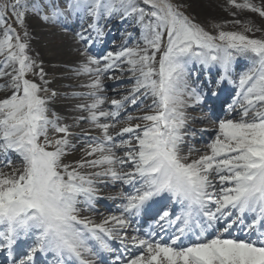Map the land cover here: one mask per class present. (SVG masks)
<instances>
[{
    "label": "snow or ice",
    "instance_id": "obj_1",
    "mask_svg": "<svg viewBox=\"0 0 264 264\" xmlns=\"http://www.w3.org/2000/svg\"><path fill=\"white\" fill-rule=\"evenodd\" d=\"M228 2L264 18V7L250 0ZM181 7L172 0L0 2V91L9 93L0 98V252L8 264H41L39 257L43 264H264V37L245 34L253 32L248 25L212 34ZM28 12L72 31L83 60L71 70L94 77L82 85L88 92L70 95L91 99L75 106L87 113L75 122L102 135L79 137L84 155L72 164L64 157L77 148L75 134L49 107L57 93L48 88L43 61L28 55L29 43L9 21L23 29ZM114 24L124 44L90 54ZM241 59L246 66L238 68ZM114 70L126 71L132 87L103 110L102 79ZM226 86L234 96L222 104L232 118L217 117L205 154L190 159L199 150L189 148L182 155L186 138L196 135L187 109L219 98ZM148 100L150 114H129V105ZM50 131L62 135L50 138ZM13 155L22 167H13ZM109 181L131 190L100 196ZM104 199L120 200L118 214L99 223L81 216ZM169 202L178 210L167 209ZM149 215L155 230L145 238L129 233Z\"/></svg>",
    "mask_w": 264,
    "mask_h": 264
},
{
    "label": "rangeland",
    "instance_id": "obj_2",
    "mask_svg": "<svg viewBox=\"0 0 264 264\" xmlns=\"http://www.w3.org/2000/svg\"><path fill=\"white\" fill-rule=\"evenodd\" d=\"M0 2H2V0H0ZM172 2L174 4H178V5H183V7H181V11H183L185 13V15H188L189 17L193 18L197 23H199L201 26H203L205 28L206 31H209L212 34H216L218 31L223 30V31H244V25H248L250 27L253 28V32H248L245 33L249 36H252L254 38H261L264 37V18L262 17H257L259 15H255L256 20L258 23H255L257 26H254L253 21H252V13H248V11H244V13H241V11H238L236 9H234L231 6H223L221 8H217L216 12L213 14H209V13H205L204 11H196V9L194 8V5L192 3H190L188 0H172ZM47 9H45V13H47ZM9 21L12 24V27L16 29L17 32H19L18 30L22 28L19 27V25L16 23V21L11 18L9 16ZM234 21H240L239 24L234 23ZM32 26V24L36 25V30H38L41 35H42V40L44 42H51V41H55L57 43L60 42H64L66 45V48L70 51H75L77 52L78 50H82L83 48L80 47V44L77 43L75 37L72 35V33H69L72 38L71 40H67L66 35L67 33H64L57 25L55 24H51V23H45L43 22L39 16L35 13L29 12L26 14V19H25V27L22 29V31H25L26 28H28V26H30L29 24ZM216 25H220L219 28L216 27ZM260 29V31H255V29ZM20 34V33H19ZM120 34V32H119ZM21 35V34H20ZM21 38L23 40L24 36L21 35ZM121 40H123L124 38L120 37L119 38ZM45 44V43H44ZM131 43L128 44V46H130ZM47 44H45L44 46V50L46 51V53H49V50H46ZM79 53V51H78ZM244 61V60H241ZM59 62H61V60H56L54 63L55 65L59 64ZM246 66V63L243 64V67ZM123 67L126 69L127 67L125 65H123ZM241 67V68H243ZM70 72V70L68 68H65L63 71L59 72L58 74H56V76L62 75L63 73H68ZM113 75L112 77H114L113 79H103L102 83L105 84V89L102 93H100V95L106 97L105 99V103L107 104L106 106L103 105V110H111L110 109V104H111V100L113 99H120L124 95L128 94V91L131 89L132 87V82H131V77L130 75L125 71L123 74L119 71V70H114L112 71ZM53 77V74H46L45 78H51ZM90 76H75L73 78H70V80H67L66 84H57L55 89H50V90H55V92L57 94H64V92H67L68 94H71L73 92H88L89 90L87 88L78 89V86L76 85L78 82L83 81L85 79H88ZM29 79H33L35 80V82H37V79L35 78V76H32L31 74H29L28 76ZM0 83H3L2 80H0ZM117 90V91H116ZM43 95V94H42ZM65 98L62 99L63 102H65L64 100L67 101L68 106H70V108L72 109L69 110L66 109V114L65 115V120L62 119V122L66 120H71V122L74 121L75 117L78 115H87V113H81L78 111H75L73 109H75V106L78 104H82V103H91V99L87 98V97H72L71 95H68V97L64 96ZM52 103L57 104L58 101L56 99H54L52 101ZM66 103V102H65ZM151 100L148 102H145V104H141L136 108H133L131 105L128 106V111L129 114L133 115V116H139V115H143L147 113V108H146V104H150ZM150 114V113H147ZM51 115V112H50ZM59 115V114H58ZM103 121V120H102ZM60 122V123H62ZM106 122V121H103ZM143 123L141 121H133V123ZM63 124V123H62ZM87 124V122L81 121L78 123L79 127H81L82 125ZM125 126L123 123L118 124L117 125V129L115 131H117L120 127ZM191 126H195V124H192ZM197 127V126H196ZM210 127V126H209ZM208 127V129H210ZM70 131L73 132L75 135L70 138L71 142L74 144H77V148L75 150H70L69 154L67 156L64 157V163L68 162L67 160L70 157H73V153L75 155H77V159L80 160L81 156L84 155L83 151H81V148L83 147V143L81 142V140L79 139V137H81L84 133H87V135L89 136H101V134H98V132L96 131V129H88L87 130H77V127H73L70 128ZM115 134V133H113ZM206 134V133H205ZM204 134V136H206ZM58 135H62V134H55L54 132L50 131L49 132V137L53 138L55 136ZM215 133L214 131H210L209 136L206 138H204L203 141L199 142L197 144V148L199 151L196 153H200L203 152L205 149V146H207L208 143L211 142L212 139H214ZM127 138V137H125ZM79 141V142H74V140ZM134 143V142H133ZM201 146H204V148H202ZM51 150V149H49ZM184 153H187L186 151H182L181 154L184 155ZM118 155L123 156V152H118ZM68 157V158H66ZM74 159H71V162H73ZM128 168H125L124 170L127 171ZM94 171V169H90V168H86V172H91ZM8 172V171H7ZM117 185L115 186H108L105 185V188H103L104 191H108L110 193H108L109 196H112L113 192L117 189ZM112 201V200H111ZM97 206H99L100 208L102 207L101 205L97 204ZM102 210V209H100ZM111 214L113 213L112 211H108L106 214ZM100 215H106L105 213L101 212L99 213ZM117 214V213H115Z\"/></svg>",
    "mask_w": 264,
    "mask_h": 264
},
{
    "label": "bare ground",
    "instance_id": "obj_3",
    "mask_svg": "<svg viewBox=\"0 0 264 264\" xmlns=\"http://www.w3.org/2000/svg\"><path fill=\"white\" fill-rule=\"evenodd\" d=\"M188 1L194 5V8L196 9V11H204L205 13H209V14L215 13L217 8H221L223 6H231L229 4L228 0H188ZM237 2L238 3H242L243 0H237ZM250 2L256 4L259 7H264V0H250ZM233 8L238 10V11H241V13H244V11H246V12L248 11V13H252L253 14L252 15L253 24H254V26H257L255 23H258L257 22L258 19L256 20V18L260 17V16L255 17V15H258L257 13H253V12L247 10V9H237L235 7H233ZM118 25L119 24H114V26L112 27L111 33H116L118 28L121 30V25H119V27H118ZM36 27H37L36 25L32 24V26L30 25V26H28V28L25 29L28 32V36L27 37L24 36V31H22V29H21V31L19 29L18 33L23 35L24 36L23 40H25L26 42L29 43L28 55L31 56L33 59L37 60V62L43 61V67H44L45 73L46 74H53V77L45 78V79L50 81V83L48 84V88L49 89H51V88L55 89L57 84H61V85L66 84L67 80H70V78H73V77L77 76L75 74V72L72 71L71 69H73L75 67H78L79 63L83 60V57H81L79 55L78 51L75 52V51L68 50L66 48V45H65L64 42H60V43H57L55 41H51L49 43H48V41L44 42L42 40L41 33L38 30H36ZM129 30H132V29H129ZM62 31L64 33H67V34H65L66 37H67L66 39L67 40H69V39L71 40V37L69 36V33L67 31H65V30H62ZM115 36H117L118 38L122 37L121 33H120V35H116L115 34ZM44 43L47 44L46 50H49L50 51L49 53H46V51L44 50V46H45ZM114 43H118V45L115 48H113L110 45V47H112L111 49L107 50V48H106V50L100 52L99 54L102 55V54H105L108 51H113V52L118 51L120 46H121V43L117 42V41H115ZM107 45H109V44H107ZM131 46H133V43L130 44V47ZM94 48H95L94 45H92L90 53H92L94 55H97L98 51H97V53H94ZM104 48H105V46H104ZM56 60L57 61L61 60V62H59V64L55 65L54 62ZM125 66L127 67L126 64H125ZM65 68H68L70 70V72L63 73L62 75L56 76V74H58L59 72L63 71ZM112 75H113V73H112V71H110L109 73L106 74V76L103 79H105V78L107 79L108 76H112ZM81 76H83V75H81ZM35 78L37 79V83H40L39 77H35ZM92 79H94V77L90 76L88 79H85L83 81L78 82L76 84L78 86V89L81 88V89L84 90L85 87H82V85L89 83ZM204 79H205V77L201 76V81H203ZM204 82L207 84V80L204 81ZM0 84H2V83H0ZM7 94H9V93H7L5 91H0V98H3ZM68 95H70V94H68L67 92H64V94H61V95L57 94L55 99L58 101V103L54 104V103L51 102L50 105H49L51 110L55 111L57 114H59V116L63 117V120H65V115L64 114L67 113L66 109L69 108V110L72 111L70 106H68L67 101L64 100L66 103L62 101V99L65 98L64 96L68 97ZM120 95L123 96V93L120 94ZM226 97H227V95H226ZM229 97L232 100L233 94H230ZM148 101H150V100H148ZM148 101H146V102H148ZM229 102H231V101H229ZM106 105L107 104L105 103L104 106H106ZM192 113L194 114L193 108L187 109V115L189 117V121L188 122H190L192 120H197L193 116ZM84 116H86V115H84ZM229 117L232 118L231 116H229ZM214 121L215 122L211 125V129H212L211 131H214L215 128H216V125H217V120H214ZM60 122H62V120ZM101 122H103V121H101ZM62 123L71 125L70 128L77 127V130L83 129V130H87L88 131V129H96V128L92 127L89 123L79 127V125L75 122V119H74L73 122H71V120H68V121L66 120V122L63 121ZM96 131L98 132V134L102 135V133L100 132L99 129H96ZM113 133H115V130H110V134H113ZM209 133H210V131L207 132V134L205 136L206 138L209 136ZM214 133H215V131H214ZM70 138H72V137H70ZM74 142L76 143V142H79V141H77V139H76V140H74ZM207 151H208L207 146H205V150L203 152H200V153L193 152L191 154V156H190V159H196V158H198L199 155H203ZM185 154H187V153H184V155ZM73 155L74 156L70 157L67 160L68 162H66V163L72 164L75 161H78L77 155H75L74 153H73ZM81 157H83V155ZM66 158H68V157H66ZM71 159H74V161L71 162ZM13 167L14 168L22 167V165L20 163V160L17 157H15V155H13ZM3 171L4 172H7V171L9 172L10 169L4 168ZM80 171L81 172H85L86 168L80 169ZM81 215H84V213H81ZM86 216L89 217L90 219L94 220L96 223H99L103 219L107 218L109 215L94 214V215H86Z\"/></svg>",
    "mask_w": 264,
    "mask_h": 264
}]
</instances>
